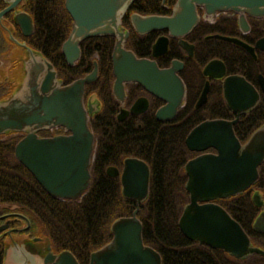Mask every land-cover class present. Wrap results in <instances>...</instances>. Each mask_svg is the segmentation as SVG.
<instances>
[{"label":"water","instance_id":"95a60500","mask_svg":"<svg viewBox=\"0 0 264 264\" xmlns=\"http://www.w3.org/2000/svg\"><path fill=\"white\" fill-rule=\"evenodd\" d=\"M131 1L64 0L71 25L61 44V53L67 65H73L79 57V43L83 39L113 36L111 61L114 81L111 90L114 98L121 100L122 81H137L166 101L155 112V117H173L183 96L177 76L171 69L159 70L152 61L138 59L123 48L126 32L122 31L120 18ZM196 6H202L209 15L216 10H229L240 17L244 13L264 17V0H176L169 15L132 14L130 24L139 34L165 29L171 36H181L197 23ZM165 42V37L157 38L152 46L153 57L164 52ZM29 64L34 68L31 77L29 74L24 95L21 97V94L15 93L0 104V131L6 128L26 129L27 136L14 146L15 159L28 168L50 197L77 200L87 188L90 178L88 165L93 134L87 121L93 108L84 107L82 96L84 83L96 77V63L93 61L90 73L66 85L60 84L46 59L30 60ZM213 65L215 62L208 63L204 73L207 74ZM231 79L223 81L224 98L230 106ZM234 80L236 88L247 87L249 90L241 78ZM167 83H170V88ZM254 99L252 97L251 104ZM137 102L131 105V113L145 108L141 105L137 108ZM231 123L205 120L186 135L184 142L189 150L203 151L212 147L216 152L201 153L184 163V188L188 201L181 210L177 226L188 240L222 250L234 259L253 253L264 257V250L252 246L239 224L213 201L233 196L252 184L257 177L256 166L264 158V125L240 145L233 135ZM51 126H60L68 134L33 141L32 130ZM32 148L34 151L31 152ZM121 164L118 175L120 194L124 199L133 200L135 207L130 216L118 217L110 223L111 239L89 253V264H160L159 254L143 244L141 223L135 216L138 205L147 196L148 167L133 157L123 158ZM106 173L115 175L117 170L107 167ZM252 199L260 203L258 195H253ZM258 221L256 219L254 228L264 233V223L260 225ZM45 264L78 263L69 251L63 250Z\"/></svg>","mask_w":264,"mask_h":264},{"label":"flooded vegetation","instance_id":"af4514ba","mask_svg":"<svg viewBox=\"0 0 264 264\" xmlns=\"http://www.w3.org/2000/svg\"><path fill=\"white\" fill-rule=\"evenodd\" d=\"M175 1L176 0H173L172 3H170V0H164L161 4L160 0L159 4L164 11L161 13H147L141 11V7L139 8V4H137L139 1L132 0L120 18L122 31L126 32L123 48L131 51L138 59L152 61L159 70L171 69L180 81L183 89V96L173 117L157 119L155 117V112L160 107L164 106L166 101L156 96L150 90L144 88L137 81H122L121 100L114 98L111 90L114 81L111 53L115 38L109 35L95 37L111 38V46L108 54L109 82L107 87L114 104L112 109L115 110V121L125 122L126 125L139 128L142 116H152L151 118L159 124H170L177 119L179 112L182 111L180 120L182 123L190 124L183 137L184 147L191 154V156L185 160L186 162L201 153L216 152L212 147H208L203 151H193L189 150L185 145L184 140L189 131L205 120H224L232 122L231 130L240 145L245 143L254 131L264 125V17L251 16L246 13L243 14V17H240L236 12L229 10H216L212 15H209V13L204 11L202 6H196V13L198 15L197 23L188 32L181 36H171L165 29L151 30L142 34L134 31L130 24V17L132 14L140 16L151 14L169 15ZM60 18H69L70 29L71 18L64 7V0H0V104L6 102L15 93L21 94V97L24 95L23 92L26 91L29 74L31 77L32 69L34 68V66L32 67L29 64L30 60H37L39 58L46 59L53 67L56 73V78L60 81L61 85H66L73 80L90 73L93 68V61H95L96 77L91 82L84 83L82 96L84 107L87 108L89 106L93 108V112L88 116L87 121L88 127L93 134V148L88 165L90 184V167L96 148V135L93 133L89 121L100 111V104L93 95L95 90L93 88H87V86L93 84L98 78V55L96 52L92 53L89 59L90 67L80 77H77L70 82L62 83V79L58 78L57 70L49 58L43 54L44 45L41 36L42 31L40 32V30H45L47 26L49 27L50 24L53 26L52 29L54 32L57 31L56 26L58 19ZM39 24L42 26L40 27ZM67 34L65 38L67 37ZM130 36L131 39L133 36L134 42L135 44H138L139 49L143 50V48H147V54L137 55L132 48L128 46L127 42L130 39ZM159 37H165L166 39L165 50L163 53L153 57L151 55L152 46ZM65 38L59 45V53L62 56L64 64L68 67H72L80 58L81 42L87 38L79 43V57L73 65H67L60 50L61 44ZM150 38L151 40L147 45L146 41ZM46 40L48 41L47 45H49L48 38H46ZM210 62H215V65L211 66L206 74L203 69ZM230 77L233 78L230 80L231 87L229 88L232 95L231 106L225 101L223 91V81ZM235 78H241L249 87V90L247 87L242 89L239 87L236 88ZM167 86L170 88V83H167ZM242 93H244V95ZM252 97L255 99L251 104ZM137 100V108H139L140 105L142 108L145 106V108L137 113H131L130 107ZM117 116L120 117L118 118ZM133 121L135 122L133 123ZM239 125L242 128L241 135L237 133ZM31 132L35 137L33 141H39L43 138H50L61 134H68V132H64L63 128L60 126L40 127ZM27 134L28 131L24 128H20L19 130L6 128L0 131V166L1 162L4 160H13L20 164L22 169H24L25 174H28L37 183L28 168L15 159L13 154L15 144L22 138L26 137ZM1 149H4L7 155H2ZM32 151H34L33 148L31 149V152ZM37 151L38 150H36V152ZM125 157H133L143 161L147 165L148 173L150 175L148 163L135 156L122 157L119 166L111 164L107 165L104 168V173L107 177H115L117 179L119 193L120 184L118 175L121 171L122 160ZM107 167H114L117 170V173L115 175H108L106 173ZM256 172V180L241 192L227 198H219L213 201L221 206L226 212L227 210L222 203L224 204L227 201L230 202V210L232 211L233 217L227 212L228 215L239 224L252 246L264 250V233L259 229L254 228L256 219H259L258 222L260 225L264 223V158L256 166ZM1 184L2 183L0 182V186ZM37 185L42 189L38 183ZM87 188L83 194H85ZM243 195L249 202L240 203L236 201ZM253 195L259 196L260 203L253 202ZM2 196L3 195L0 191V264H45L46 261H51L59 252L66 250L56 249L53 246L50 240L42 233L41 224L28 216V212L23 205L4 200L7 198L6 196ZM79 199L68 201H78ZM221 201L222 203L220 204ZM134 207L133 201V209ZM130 214L126 216H130ZM135 216L137 217L136 214ZM137 219L139 220L138 217ZM113 220H111L110 223ZM110 239L111 237L106 242ZM143 244L145 243L143 242ZM199 245H202L204 249L216 251L217 254L221 255L227 261H240L243 262V264H261L262 261H260V259H264L263 256L255 253L241 259H234L222 250L210 248L204 244ZM89 253L85 264H89ZM73 257L78 264H82L74 255Z\"/></svg>","mask_w":264,"mask_h":264},{"label":"trees","instance_id":"16d2710c","mask_svg":"<svg viewBox=\"0 0 264 264\" xmlns=\"http://www.w3.org/2000/svg\"><path fill=\"white\" fill-rule=\"evenodd\" d=\"M137 1L143 12L164 11L160 0ZM69 23V18H60L57 31L54 32L50 24L40 32L43 54L57 70L62 83L80 77L89 69L92 53L98 55V78L87 86L95 90L93 95L100 104V111L89 121L96 135L90 184L78 201L55 200L25 174L20 164L9 159L2 161L0 166V191L7 198L4 200L23 205L28 216L41 224L42 233L56 249L69 250L80 263L85 264L88 253L111 237L108 230L110 221L129 215L133 209V201L121 197L117 179L107 177L104 168L110 164L119 166L124 156H135L145 160L150 168L148 195L139 205L136 215L142 224L143 242L159 253L161 264H243L240 261H227L216 251L204 249L202 245L187 240L177 227V218L187 201L182 165L191 156L183 144L190 124L180 120L182 111L170 124H159L152 116H142L139 128L116 122L115 110L112 109L114 104L107 87L111 38L91 37L83 40L80 58L74 66L68 67L59 53V45L69 30ZM150 40L146 41L147 45ZM127 44L137 55L147 54V48L139 49L133 36L132 39L130 36ZM237 133H242L240 125ZM1 153L7 155L4 149H1ZM236 201L249 202L244 195ZM222 205L233 217L231 203L227 201ZM260 261L264 264V259Z\"/></svg>","mask_w":264,"mask_h":264}]
</instances>
